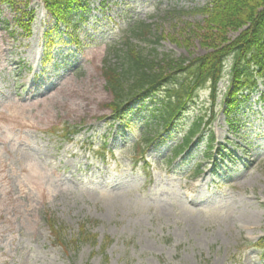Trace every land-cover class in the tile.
I'll list each match as a JSON object with an SVG mask.
<instances>
[{
    "label": "rangeland",
    "instance_id": "374dc122",
    "mask_svg": "<svg viewBox=\"0 0 264 264\" xmlns=\"http://www.w3.org/2000/svg\"><path fill=\"white\" fill-rule=\"evenodd\" d=\"M9 1L0 0V264H264L260 250L245 243L264 237L263 80L239 107L232 132L220 109L222 77L211 124L222 155L208 157L204 138L169 162L173 145L208 106V91L200 89L165 141L148 150L149 177L129 156L154 100L128 111L129 129L101 119L112 99L101 75L107 44L143 20L154 36L132 42L145 52L201 55L195 25L204 16L196 10L208 0H89L87 11L74 15L76 34L53 29L43 1L30 0V36L16 26L25 0ZM156 35L163 36L158 43ZM61 124L79 125L71 142L48 134ZM104 138L113 153L102 162L83 145L96 152ZM198 163L201 173L193 176ZM87 219L97 220L99 242L112 239L105 253L77 243Z\"/></svg>",
    "mask_w": 264,
    "mask_h": 264
},
{
    "label": "trees",
    "instance_id": "16d2710c",
    "mask_svg": "<svg viewBox=\"0 0 264 264\" xmlns=\"http://www.w3.org/2000/svg\"><path fill=\"white\" fill-rule=\"evenodd\" d=\"M28 1H25V7ZM43 2L54 19L55 27L70 26L74 10L86 5V0ZM196 11L204 16L202 22L197 23L195 28L200 30L197 36L200 45L206 49L205 53L192 58L184 56L174 58L167 54L158 57L155 48L145 52L132 42V39L147 41L148 37L153 35L151 24L140 21L129 28L130 36L108 47L102 60L101 74L106 89L112 95L108 107L119 121H122L121 114L131 100L144 97L158 85L172 81V86L167 89L165 99L161 102V108L153 114L157 120L153 127L155 130L147 129L142 135L146 145L158 141L162 136V129L165 131L170 129V125L176 122L188 101L193 99L200 88L208 89L210 115L213 116L218 98L217 85L223 77L225 68H228L229 72L223 95V112L231 129L234 128L233 122L228 115L234 117L238 105L255 89L257 81L264 79V0H208ZM19 13L17 25L25 35H30L33 11L24 8L19 10ZM162 38V35H156L155 43ZM48 44H52V39H49ZM178 74L181 75L180 79L175 78ZM244 91L247 94H243ZM202 122L203 115H199L182 144L174 150L175 153L182 151L191 142L195 133L201 131ZM207 126L203 125L204 128ZM71 131L75 133L76 129ZM209 140L210 142L213 140L211 132ZM48 223L54 241L63 247L57 222L49 217ZM96 223L97 220L93 219L80 221L76 233L78 244L97 245V233L91 230ZM111 241L108 236L104 238L100 244V253H104ZM255 245L264 254V238H260Z\"/></svg>",
    "mask_w": 264,
    "mask_h": 264
}]
</instances>
